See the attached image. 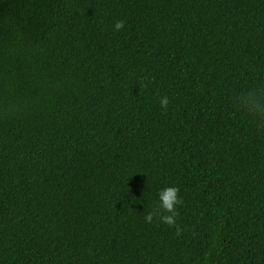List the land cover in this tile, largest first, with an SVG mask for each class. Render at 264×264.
<instances>
[{
	"label": "trees",
	"instance_id": "16d2710c",
	"mask_svg": "<svg viewBox=\"0 0 264 264\" xmlns=\"http://www.w3.org/2000/svg\"><path fill=\"white\" fill-rule=\"evenodd\" d=\"M250 94L264 0H0V264H264Z\"/></svg>",
	"mask_w": 264,
	"mask_h": 264
},
{
	"label": "clouds",
	"instance_id": "9594fccd",
	"mask_svg": "<svg viewBox=\"0 0 264 264\" xmlns=\"http://www.w3.org/2000/svg\"><path fill=\"white\" fill-rule=\"evenodd\" d=\"M124 26L125 22L119 20L114 24V30L119 31L124 28ZM246 99L247 103L251 106V110L256 111L257 115H259L261 120L264 121V110L260 108L258 98L250 94ZM160 104L162 109H167L169 105L167 95L160 98ZM179 191V188L176 186H169L160 190L158 193L160 203L153 211L145 214V221L150 223L152 222L153 217H159L161 222L169 227H174L176 234L180 235L182 229L176 223L179 216L176 206L182 204V200L179 197Z\"/></svg>",
	"mask_w": 264,
	"mask_h": 264
}]
</instances>
